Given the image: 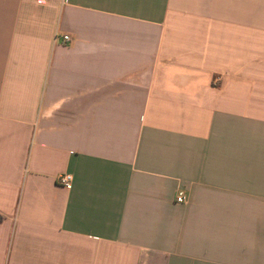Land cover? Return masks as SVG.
Returning a JSON list of instances; mask_svg holds the SVG:
<instances>
[{
	"label": "crops",
	"instance_id": "0c3cea01",
	"mask_svg": "<svg viewBox=\"0 0 264 264\" xmlns=\"http://www.w3.org/2000/svg\"><path fill=\"white\" fill-rule=\"evenodd\" d=\"M0 264H264V0H0Z\"/></svg>",
	"mask_w": 264,
	"mask_h": 264
},
{
	"label": "built area",
	"instance_id": "2783aa9c",
	"mask_svg": "<svg viewBox=\"0 0 264 264\" xmlns=\"http://www.w3.org/2000/svg\"><path fill=\"white\" fill-rule=\"evenodd\" d=\"M57 37L58 36L55 34L54 38L56 39ZM62 40H63L64 43L65 42H69L71 40V37L69 35H64L62 37ZM59 184L62 187L66 188V189H70L71 186H72V176L70 174H65V175L61 176L59 178ZM184 199H185L184 190H179L177 192V195H176V198H175L176 202L177 203H182V202H184Z\"/></svg>",
	"mask_w": 264,
	"mask_h": 264
}]
</instances>
